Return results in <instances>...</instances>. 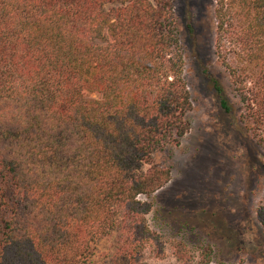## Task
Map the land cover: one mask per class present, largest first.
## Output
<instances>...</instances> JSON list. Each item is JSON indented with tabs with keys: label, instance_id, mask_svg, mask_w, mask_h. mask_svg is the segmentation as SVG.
Here are the masks:
<instances>
[{
	"label": "trees",
	"instance_id": "obj_1",
	"mask_svg": "<svg viewBox=\"0 0 264 264\" xmlns=\"http://www.w3.org/2000/svg\"><path fill=\"white\" fill-rule=\"evenodd\" d=\"M212 1L213 53L264 149V0ZM186 64L173 0H0V264H84L112 233L111 264H141L158 238L140 197L191 127ZM197 264L224 263L210 247Z\"/></svg>",
	"mask_w": 264,
	"mask_h": 264
},
{
	"label": "rangeland",
	"instance_id": "obj_2",
	"mask_svg": "<svg viewBox=\"0 0 264 264\" xmlns=\"http://www.w3.org/2000/svg\"><path fill=\"white\" fill-rule=\"evenodd\" d=\"M173 4L187 59L191 127L180 145L155 157L171 167V180L149 198L140 197L152 203L147 218L158 238L141 264H197L210 247L214 263L264 264V230L256 217L264 201V149L240 124L241 105L213 53V1ZM200 63L224 88L232 114L219 107ZM116 243V233L96 239L84 264H111Z\"/></svg>",
	"mask_w": 264,
	"mask_h": 264
}]
</instances>
